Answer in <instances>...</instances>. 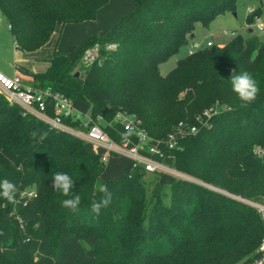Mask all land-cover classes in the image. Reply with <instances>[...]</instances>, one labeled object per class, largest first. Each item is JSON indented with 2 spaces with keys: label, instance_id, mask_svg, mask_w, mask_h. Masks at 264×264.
<instances>
[{
  "label": "trees",
  "instance_id": "obj_1",
  "mask_svg": "<svg viewBox=\"0 0 264 264\" xmlns=\"http://www.w3.org/2000/svg\"><path fill=\"white\" fill-rule=\"evenodd\" d=\"M109 1L0 0V11L16 48L32 52L65 24L94 20ZM133 1L134 12L89 36L73 56L55 46L49 67L31 74L33 86H51L80 111L108 121L118 111L135 114L163 149L157 158L196 181L132 162L103 180L105 161L87 142L0 94V179L17 187L14 203L0 198V264H258L262 258L264 220L239 198L264 204V157L255 153L264 147V39L253 31L236 34L179 58L163 75L161 62L188 42L195 24L235 12L238 0ZM255 1L250 23L262 12L263 0ZM111 41L116 47L108 50ZM96 44L98 57L82 65ZM77 70L84 75L76 78ZM233 70L248 71L260 86L247 108L231 89ZM212 106L218 111L206 115ZM47 110L53 114L50 105ZM115 127L106 129L120 141L124 129ZM34 130L46 131V139L32 141ZM171 133L173 147L164 143ZM56 172L74 179L78 212L61 207L65 197L51 187ZM100 183L112 199L96 216L91 203L102 197Z\"/></svg>",
  "mask_w": 264,
  "mask_h": 264
},
{
  "label": "rangeland",
  "instance_id": "obj_2",
  "mask_svg": "<svg viewBox=\"0 0 264 264\" xmlns=\"http://www.w3.org/2000/svg\"><path fill=\"white\" fill-rule=\"evenodd\" d=\"M257 5L258 2L255 0H238L235 12L228 11L219 14L208 25L201 22L196 23L192 33L194 36L190 37L188 42L181 45L177 53L161 62V73L163 75L167 74L176 65L179 58L189 53V49L192 48V44L195 41L203 45H206L209 40L213 41L214 44H221L231 39L234 36L233 32L236 34H246V28L250 23L248 20L250 8ZM135 8L136 3L133 0H110L99 9L97 17L94 20L71 22L65 24L60 29L58 28L51 37L52 39L49 41L48 46L53 45L62 50H71L70 55L73 56L89 36L105 34L124 16L134 12ZM260 16L264 20V6H262ZM261 37L264 38V33L261 34ZM115 47V41H111L105 45V48L108 50H112ZM98 49V44L93 46V49L83 56L82 65H88L92 62L93 57H98ZM52 54L53 52L49 56L39 57V54L34 53V51L24 52L17 49L9 22L0 11V70L8 76H14L15 74L22 73L21 70H24L23 68L27 66L42 68L47 65L48 58H51ZM102 61L103 59L100 58L99 62ZM83 75L84 71L81 72V76ZM87 147L98 153L105 154L106 152L102 147L96 146L91 142H87ZM130 164L131 158L126 154L106 153L101 178L103 180L113 179L123 174ZM177 176L196 181V179L184 174Z\"/></svg>",
  "mask_w": 264,
  "mask_h": 264
},
{
  "label": "built area",
  "instance_id": "obj_3",
  "mask_svg": "<svg viewBox=\"0 0 264 264\" xmlns=\"http://www.w3.org/2000/svg\"><path fill=\"white\" fill-rule=\"evenodd\" d=\"M254 9L255 8H250L249 12L252 13ZM252 23L257 31L264 32V20H262L260 16H255ZM232 34L236 35L234 32ZM213 43V41L209 40L206 45H203L195 41L192 44V48L189 49V54L194 53L204 46H210ZM91 49H93V47L86 50L85 54ZM94 59L95 57H93V60ZM0 94L10 103L19 105L26 113L34 115L50 126L69 132L83 139L85 142H91L96 146L102 147L106 151L105 154L100 153L104 161L106 160V153L109 152L126 154L131 158L133 166L143 165L147 171H163L181 175L180 172L167 166L162 160L157 158L163 157L164 151L158 144L151 143V137L141 126V120L135 114L126 111H118L114 118L108 121L101 114L93 115L90 111H80L74 106L69 97L59 91L53 90L51 86L34 87L32 85H26L20 75L15 74L14 76H8L1 70ZM49 105L52 107L53 114L48 113L47 109ZM217 111L218 107L212 106L206 109L204 113L206 115H211ZM67 117L73 120H79L80 126L74 127L67 124L64 121ZM197 119L201 120V116H198ZM117 123H119L122 128L124 123L130 124L136 129L137 134L133 135L128 141L122 139L118 141L111 136L106 129L107 127H112L117 131V127H115ZM196 131V126L190 128V132ZM119 134H121V132ZM164 143L169 147L175 146L177 144L175 134H169ZM255 153L260 157H264V147H257ZM204 185L225 192L210 185ZM239 199L249 202L257 208L264 220V204L251 202L242 198ZM260 251L262 252V258L259 260L258 264L264 260V237L260 244Z\"/></svg>",
  "mask_w": 264,
  "mask_h": 264
},
{
  "label": "clouds",
  "instance_id": "obj_4",
  "mask_svg": "<svg viewBox=\"0 0 264 264\" xmlns=\"http://www.w3.org/2000/svg\"><path fill=\"white\" fill-rule=\"evenodd\" d=\"M252 59H255V54ZM230 80V86L232 91L236 94L238 99L242 102L241 106L247 108L249 105L255 102L260 92V86L257 80L248 71H232ZM124 130L121 132V139L128 141L133 135L137 134V131L128 123H124ZM48 133L46 131L34 130L30 133V138L35 143L43 142ZM51 187L54 191L65 197L60 201L61 207L67 209L72 213L79 211L81 204V197L78 194H74V179L66 172H56L51 178ZM97 190L102 194L101 199L94 200L91 203V211L96 216H99L101 210L106 208L112 199V193L109 191L107 184L100 183L97 185ZM17 193L16 185L8 180L0 179V198L14 203Z\"/></svg>",
  "mask_w": 264,
  "mask_h": 264
},
{
  "label": "crops",
  "instance_id": "obj_5",
  "mask_svg": "<svg viewBox=\"0 0 264 264\" xmlns=\"http://www.w3.org/2000/svg\"><path fill=\"white\" fill-rule=\"evenodd\" d=\"M261 6H264V0L262 1V4H261ZM257 6H253V7H251V8H256ZM261 17V16H260ZM249 26L246 28V33L247 32H254L255 34H257V35H259L260 37H261V34L262 33H264V32H259V31H257V29L254 27V25H253V23H249L248 24ZM249 29H252L251 31H249ZM56 32V31H55ZM55 34V33H54ZM53 36V35H52ZM262 38V37H261ZM52 39V38H51ZM51 39L49 40V41H51ZM262 39H264V38H262ZM15 43V42H14ZM49 43V42H48ZM48 43L45 45V46H43L42 48H40V49H38V50H36V51H34V53H38L39 55V57H43V56H49V55H51V52H53V50H54V47L55 46H53V45H50V46H48ZM224 43H226V42H224ZM224 43H221V44H224ZM16 46V45H15ZM48 60H49V58H48ZM49 67V61H48V63H47V65L46 66H44V67H42V68H34V67H32V66H30V67H25V68H23L24 70H21V72L22 73H20V74H18V75H20L21 76V78H22V80H23V82L26 84V85H32L33 86V78H32V76H31V74H33V73H36V72H42V71H45L47 68ZM2 71V70H1ZM3 72V71H2Z\"/></svg>",
  "mask_w": 264,
  "mask_h": 264
},
{
  "label": "water",
  "instance_id": "obj_6",
  "mask_svg": "<svg viewBox=\"0 0 264 264\" xmlns=\"http://www.w3.org/2000/svg\"><path fill=\"white\" fill-rule=\"evenodd\" d=\"M260 3L262 4V1H260ZM252 29H249V31H251ZM194 36V34H192L191 35V37H193ZM80 75H81V71L80 70H77L76 72H75V74H74V76L76 77V78H78V77H80ZM216 190V189H215ZM218 191V190H217ZM259 264H264V260L262 261V262H260Z\"/></svg>",
  "mask_w": 264,
  "mask_h": 264
}]
</instances>
